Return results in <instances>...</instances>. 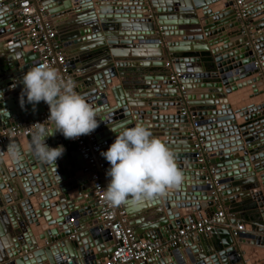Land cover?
<instances>
[{
    "label": "water",
    "instance_id": "1",
    "mask_svg": "<svg viewBox=\"0 0 264 264\" xmlns=\"http://www.w3.org/2000/svg\"><path fill=\"white\" fill-rule=\"evenodd\" d=\"M181 2H185L186 6L180 7L181 3L177 1L163 4L157 0H44L42 4L60 31H66L63 35L70 51V65L81 71L79 65L88 62L87 67L97 70L84 81L91 85L88 94L82 95L98 109L97 128L105 127L99 133L100 137L107 138L111 144L116 137L111 128H121L122 125L131 127L137 123L147 128L161 127L166 131L169 127L177 129L178 125H168L171 123L166 120L170 116H177L189 126L196 120L197 130L204 137V148L209 155L207 161L200 162L192 130L187 135L185 132L174 133L183 135V138L188 136L191 140L183 150L177 149L174 139L166 138L168 133H161L166 136L161 140L175 153L184 180L179 190H168L163 196L141 204L120 206L127 210L130 224L139 237L162 240L188 222L213 215L218 210V195L223 197L227 206L251 198L248 205L242 206L255 213L250 221L245 219L252 225L250 230L235 237L230 228L221 229V233L214 228L193 237L194 243L188 242L185 252L180 247L170 248L155 256L151 262L207 264V258L219 252L223 259L230 257L234 264H241L244 260L258 264L264 260L261 247L264 246V155H258L264 151V141H260L257 133L264 128V107L259 102H264V11L261 12L264 10V0H243L242 6L247 15L242 19L234 7L235 0ZM257 2L259 8L254 7ZM16 7L15 0H0V129L49 113L46 103L41 101L34 107L26 102L25 96L23 109H28L29 116L17 121L16 113L22 111V77L31 66L38 64V54L33 51L31 39L22 31ZM68 9L71 18L66 25H62L58 15ZM128 18L142 22L129 26ZM245 21L249 22L246 26ZM144 29L149 32H143ZM119 30V33L116 32ZM236 36H241V39L239 37L235 41ZM22 39L27 40L26 44ZM118 39L125 48L133 47L127 44V39L138 43L141 41L139 45L144 44L142 47L157 46L160 55L155 62L137 67V64L133 65L136 62L131 60L140 56L138 53L142 50H134L133 54L135 52L136 55H131L128 49L121 51L116 46ZM168 53L174 58L176 71L183 74V91L169 80L168 74H160L159 77L151 73L145 75L152 68L163 67V59ZM129 57L132 58L127 59ZM204 58L212 61L209 64L211 70L218 68L222 72L220 80L201 79L202 72L210 71L204 64ZM240 60L242 63H236ZM183 62L198 63L202 68L196 70V77L185 74L179 65ZM253 73H256L255 76ZM191 77H194L193 82H188ZM243 78L247 81L235 84ZM248 86V91L254 89L256 98L233 104V110L229 112L216 109L220 104L229 103L227 95ZM196 89L201 91L196 92ZM158 93H167V98L156 97ZM260 94L262 97H259ZM216 95L219 96L217 99ZM249 95L250 92L244 93L246 99ZM133 97L145 100H133ZM132 101L143 107L146 105L144 102H149L151 108L149 112L134 110L130 103ZM184 101L192 107L190 114L197 116L196 119L190 121L188 115L182 113ZM254 102L256 106L259 105L258 109L248 110L237 118L236 113L247 107L252 109L250 104ZM130 106H133V111L129 110ZM153 113L164 116L161 120L163 124L151 122L150 115ZM225 122H229L231 131L238 130L241 135L230 140L223 139L216 129ZM44 128L52 131V123ZM34 132L18 135L0 144V264L100 263L114 250L113 238L109 230H101L98 204L92 194L89 177L82 172L84 160L76 143L59 132L46 137L45 143L49 147L63 145L65 148L55 164H48L42 162L33 151ZM229 141L232 146L245 141L246 148L239 153H236V149L224 152L230 147ZM9 145L18 150V160L14 161L9 155ZM106 163L110 167L107 160ZM14 164L18 173L14 170ZM20 165L22 167L19 169ZM248 172L252 174L248 175ZM29 173H33L36 180L33 183L35 188L31 182L23 185L16 180L17 174ZM190 175L194 177L191 180ZM212 179L222 187L218 195L212 192ZM236 194L240 196L233 198ZM172 196L180 197L181 201L178 198L168 201ZM162 197H165V201ZM241 214L245 215L244 212ZM257 224L263 227L256 229ZM5 233L11 237L10 240L9 237L4 238ZM36 236L37 242H34ZM107 242L110 247L106 246ZM5 244H9V252ZM70 244L76 249L81 247V250L72 253ZM86 244H90V247L82 248ZM174 252L180 253L175 263Z\"/></svg>",
    "mask_w": 264,
    "mask_h": 264
},
{
    "label": "clouds",
    "instance_id": "2",
    "mask_svg": "<svg viewBox=\"0 0 264 264\" xmlns=\"http://www.w3.org/2000/svg\"><path fill=\"white\" fill-rule=\"evenodd\" d=\"M22 84V108L26 102L35 107L43 101L49 106L47 119L53 130L49 132L39 127L33 135V151L42 162L55 164L65 151L63 145L49 147L45 143L46 137L59 132L65 138L76 139L91 134L99 126L98 109L55 67L47 63L31 66L24 73ZM111 130L116 133L115 140L101 152L110 164L106 171L110 179L103 193V199L110 207L141 204L181 186L184 175L175 153L145 125H122ZM7 151L14 161L19 159L15 146L9 145Z\"/></svg>",
    "mask_w": 264,
    "mask_h": 264
},
{
    "label": "built area",
    "instance_id": "3",
    "mask_svg": "<svg viewBox=\"0 0 264 264\" xmlns=\"http://www.w3.org/2000/svg\"><path fill=\"white\" fill-rule=\"evenodd\" d=\"M16 14L22 30L31 39L33 51L38 54V64L47 63L60 73L66 79L71 80L76 87L74 77V68L68 61L66 53V39L59 40L58 29L49 18V12L42 4L41 0H15ZM243 0H235V7L240 18H245ZM171 65V66H170ZM173 63H165L166 68H171ZM170 75L182 91L184 86L181 84L183 74L181 72H171ZM169 75V76H170ZM183 114L191 115L184 107ZM48 112L42 113L36 119L22 122L7 129H0V144L12 140L18 135H28L39 127H44L51 122L47 119ZM192 119L195 117L191 116ZM96 128L89 135H82L76 139H71L77 145L84 160L82 172L89 177L91 191L98 204L101 218V230H109L113 238L114 250L97 264H153L151 261L155 256L162 254L170 248H177L184 244L189 238L197 234H203L212 231L220 219H224V224L230 228L232 234L238 237L247 231L246 224L243 222L231 223L228 218L234 213L227 212L224 209L217 210L213 215L202 217L198 220L188 222L175 230L169 237L162 240H150L139 237L134 227L130 224V216L124 207H110L103 199V193L106 189L109 177L106 171L109 165L101 155L110 146L107 138L100 137ZM194 137V135H193ZM205 142L204 137L200 136L196 143L199 152L197 157L199 161H204V154L201 147ZM214 180L211 184L213 194L218 195L221 191L220 185ZM220 198V195H218ZM218 198V197H217ZM219 198L216 202H218Z\"/></svg>",
    "mask_w": 264,
    "mask_h": 264
},
{
    "label": "crops",
    "instance_id": "4",
    "mask_svg": "<svg viewBox=\"0 0 264 264\" xmlns=\"http://www.w3.org/2000/svg\"><path fill=\"white\" fill-rule=\"evenodd\" d=\"M42 2L44 1V0H41ZM157 1H160V2H163V4L164 3H166L167 1L169 2V1H172L173 3L174 2H180L181 3V5H180V7H183V6H186V3L185 2H181L182 0H157ZM246 1H244V3H245ZM255 6L254 7H256V6H258L257 8H259V2H257V3H255L254 4ZM74 7H78V6H76V5H73ZM235 7V6H234ZM264 10H262L261 12H263ZM69 9L68 10H65V11H62V13L60 12V14L58 15L59 16V18H60V23L62 24V25H66L67 23H68V21L70 20V16H69ZM260 12V13H261ZM259 13V14H260ZM61 14H64L63 16H61ZM61 16V17H60ZM242 19V18H241ZM53 22L55 23V25H56V27H57V23H56V21L55 20H53ZM142 21H137V20H135L134 21V19H127V23L128 24H130L129 26H131V25H139L140 23H141ZM125 25H126V23L125 22H123ZM249 24V22L248 21H245L244 22V25L246 26V25H248ZM57 29H58V32H59V40H65L66 39V36H64L63 34L66 32L65 30H61L60 31V29H59V27H57ZM121 30V29H120ZM120 30L119 31H116V32H120ZM123 30V29H122ZM121 30V31H122ZM23 31V30H22ZM64 32V33H63ZM143 32H145V33H148L149 32V30H146L145 31V29H144V31ZM135 34H137V33H135ZM125 36V35H124ZM240 37V39H241V36H236V39H235V41L237 40V38H239ZM163 38V37H162ZM26 39V38H25ZM25 39H22V42H24V44H26V42H27V40H25ZM119 40V39H118ZM117 40V43H118V45H116L117 46V48H119V49H121V51L122 50H129L128 52H132L131 53V55H136L137 53H135L134 52V54H133V51L134 50H142V51H140L139 53H138V55H140V56H137L136 57V59H133V60H131V61H134V62H136V63H134L133 65H136L137 67H142L143 65H145L147 62H155L156 61V59H158L157 57L160 55V52H159V47H157V46H153V47H142V46H144V44L143 45H139V43L141 42V41H139V43L138 42H135L134 40H130V39H127V40H125L126 42H127V44H130L129 46H133L132 48H125L124 47V44H122L121 42V40H119L118 41ZM158 45V44H157ZM66 48V53H67V56H68V58H69V54H70V51H68L67 50V47H65ZM203 56H206V53H203L202 54ZM124 57V56H123ZM130 58H132V57H129V58H127V59H130ZM168 59L169 60H173L174 58H171V57H169V55H168ZM163 60H166V58H164ZM236 61V60H235ZM166 62V61H165ZM211 62L212 61H210V59H208V58H204V64H205V66L207 67V69L208 70H210V71H206V72H202L201 73V76H202V78L201 79H205V80H208V81H218V80H220V77H221V74H222V72L217 68V70H211L210 68H209V64H211ZM239 62H241L242 63V61L240 60V61H237L236 63H239ZM236 63H230L231 65H234V64H236ZM90 63H88V62H84V63H81L80 65H79V68H81V71L78 69V68H74V70H73V72H74V77H75V79H76V87H75V90L78 92V93H80L81 95L82 94H84V95H87L88 94V89L90 88V85L91 84H89V82H87V83H84V81H86L88 78H91L92 77V75H93V73H97V70H96V68H91V67H87L88 65H89ZM175 65V66H174ZM180 66H181V70H183L184 71V73L185 74H192L193 76H195L196 77V70L197 69H199V68H202V66H200L198 63H196V64H193V63H191V62H183V63H181V64H179ZM202 65V64H201ZM231 65H229L228 64V66H231ZM227 66V65H226ZM224 67V66H223ZM79 70V71H78ZM131 72V71H130ZM171 72H177L176 71V64L175 63H173V66L169 69V68H166L165 67V65L163 66V67H160V68H158V69H154V68H152V70L151 71H149V72H146L145 73V75H147V76H149L148 75V73H151V74H156V76L155 77H159L160 76V74H168V75H170V73ZM255 74L256 73H253V76H255ZM193 78L194 77H191L189 80H188V82L189 81H191V82H193ZM250 78H252V77H250ZM240 81H247V79L246 78H243V79H240V80H238V81H236L235 82V84H238ZM190 82V83H191ZM252 87H253V85H251ZM159 87V86H158ZM158 87H154V88H158ZM251 87V88H252ZM161 88V87H160ZM250 88V86H248L247 88H243V89H238V90H236V91H234V92H232L231 94H229V95H227V97H228V99H229V103H227V104H220L219 106H218V108H216L217 110H224L225 112H229V110L231 111V110H233V108H232V106H234L233 104H238V103H240V102H243L244 100H251V99H253V98H256V94L254 93V89L253 90H251V91H248V89ZM157 90H159V91H165V89H157ZM225 90V89H224ZM124 91H126V89L124 90ZM196 92L197 91H201L200 89H196L195 90ZM224 92V91H223ZM245 92H250V95L247 97V99H246V97L244 96V93ZM217 93V92H216ZM166 94L167 93H158V94H156V97H159V98H167L166 97ZM213 94V93H212ZM211 94V95H212ZM83 95V96H84ZM196 96H201V94H197ZM127 97V96H126ZM183 97V96H182ZM219 96L218 95H216V97H215V99H217ZM259 97H262V95L260 94V96ZM169 98V97H168ZM145 100V98H142V97H133V100ZM259 102H261L260 103V106L262 105L263 107H264V102L262 101V100H260ZM130 103H132V105L134 106V110L135 109H144L146 112H149V110H150V108H151V104H149V102H144V103H146V105L143 107V106H141L139 103L137 104V103H134V101H132V102H130ZM184 104H185V107L187 108V110H188V112L190 113L193 109H192V107H190L185 101H184ZM255 104H257L256 102H254V103H252V104H250L251 106H256ZM133 106H130V108H129V110L130 111H133ZM259 106V105H258ZM258 106H256V107H253L252 109H250V107H247V106H245V107H247L245 110H243L242 112H238V113H236V116H237V118H241L248 110H256V109H258ZM261 106V107H262ZM188 114V113H187ZM208 115H209V113H207ZM29 116V112H28V109H23L22 108V111L21 112H18V113H16V117H17V121H18V119H20V118H25V117H28ZM192 115H188V117H189V120L190 121H192L193 119H192V117H191ZM211 116H213V115H211ZM150 118H151V122H153V124H163V123H161V122H163V121H161L162 120V118H164V116L162 115V114H160V113H153L152 115H150ZM166 121H168V123H171V124H168L169 126L170 125H178L179 127L177 128V129H173V128H171V127H169V130L168 131H166L164 128H148L151 132H152V134H153V136H156V137H159L160 139L162 138V137H166V136H164V135H162L161 133L163 132V131H165L166 133H168L169 135H168V137H166V138H169V139H174V141H175V143H176V145H178V147H177V149H179V150H183V149H185V147H187V142H191V140L188 138V136H186L185 138H183V135L181 136V135H179V136H177V135H174V133H176V134H183L184 132L186 133V135H187V132L189 131V130H192L193 129V127L191 128V126H189V125H187V123H185V121L184 120H181V119H178L177 118V116H170V119H168V120H166ZM165 121V122H166ZM160 122V123H159ZM151 124V123H150ZM209 125V124H208ZM45 127V126H44ZM263 126L261 125V128H262ZM103 130H105V127L104 128H99L98 129V132H100V131H103ZM196 132V135H199V136H202V133L200 132V131H198L197 129H193V132ZM216 132L217 133H220L221 135H222V138L223 139H227V140H230V139H232V138H234V137H237V136H239V135H241L240 133H239V131L238 130H233V131H231L230 129H229V122L227 123V122H225V124L224 125H222L221 127H218L217 129H216ZM258 134H259V139H260V141L262 142V141H264V128H262V130H261V132H257ZM200 138V137H199ZM212 139H214V138H212ZM193 142V141H192ZM230 142V141H229ZM232 143L230 142L229 143V145H230V147L229 148H226V149H224V152H227V151H230V150H232V149H236V153H239V151L240 150H244L245 148H246V143H245V141H243V142H241V144H239V145H235V146H232L231 145ZM217 150V149H216ZM202 152H203V154H204V160H206L207 161V157H208V155H209V153L206 151V149L205 148H203V150H202ZM218 152V151H217ZM260 154V156H262V155H264V151H262V152H260V153H258V155ZM259 159H262V157L261 158H259ZM17 167V165L16 164H14V170H15V168ZM22 166L20 165V166H18V168L20 169ZM27 168V167H26ZM245 168H248V167H245ZM206 169H207V167H206ZM16 171V170H15ZM207 171H208V169H207ZM19 171L17 170L16 171V173H18ZM189 173H191L190 171H189ZM249 174H252V172H248V175ZM188 177V176H187ZM186 177V178H187ZM191 178H194V177H192V175H190V180H191ZM16 180H18L19 182H21L23 185H25V183L26 182H31L32 183V185H33V183L36 181L35 180V178H34V176H33V173H29L28 175H19L18 176V174L16 175ZM214 181V179H212V182ZM34 186V185H33ZM34 188H35V186H34ZM181 188V186L178 188V190ZM220 188H222L221 187V185H220ZM222 190V189H221ZM38 192H41V191H38ZM36 193H34V195H35ZM235 196H240V194H236V195H233V198L235 197ZM176 198H178V200H180L181 201V198L180 197H177V196H172V197H169L167 200L168 201H176L175 199ZM162 199H163V201H165L164 199H165V197H162ZM186 200H188V199H186ZM250 201H251V198H246V199H244L241 203H238V202H236V203H234V204H232V205H230V206H227V205H225V202H224V199H223V197L222 196H220V198H219V200H218V202H216V205H217V208H218V210H221V209H224V210H226L227 212H232V213H234V215L232 216V217H229L228 218V220L232 223V221H237V222H243V223H245L246 224V227H247V230H250L251 228H252V225L247 221V220H251L252 219V215H255V213L254 212H252L250 209H248V210H245V209H243L242 208V206H246V205H248V203H250ZM188 202V201H187ZM194 202V201H193ZM197 202V201H196ZM164 210V212H166V209L164 208L163 209ZM242 212H244L245 213V215H242L241 213ZM166 214H167V212H166ZM245 219H247V220H245ZM263 226H261L260 224H257L256 225V229H260V228H262ZM215 228H217V231L219 232V233H221V229H227V227L225 226V224H224V219H220L219 220V222L217 223V225L215 226ZM198 235H200V234H197V235H195V236H192L191 238H189L184 244H182L181 246H179L180 248L179 249H181V250H183L184 252H185V247H186V245H188V242H191V243H194V241L192 240V238L193 237H196V236H198ZM7 237H9L8 235H7V233H5V235H4V238H7ZM72 238V237H71ZM11 239V237H9V240ZM72 240H73V238H72ZM5 241H6V239H5ZM5 241H3V243L5 242ZM33 241L34 242H37V236H36V238H34L33 239ZM32 241V242H33ZM39 241V240H38ZM67 241L69 242V243H71V240L70 239H67ZM39 243V242H38ZM11 245V244H10ZM195 245H197L198 246V243H195ZM106 246L107 247H110L111 245H110V243L109 242H107L106 243ZM87 247H90V244H86L85 246H83L82 248H84V249H86ZM262 247V250H264V246H261ZM261 247H259V248H261ZM5 248H6V250L9 252L11 249H10V246H9V244H5ZM12 248V247H11ZM70 248L72 249V253L73 252H75V251H80L81 249V247H78L77 249L73 246V245H71L70 244ZM57 253H61L62 254V252H57ZM22 254H24V253H22ZM62 256V255H61ZM170 258V257H169ZM174 263L175 262H177L176 260H179V258H180V253L179 252H174ZM172 258V259H173ZM186 258H188V256L186 255ZM171 259V260H172ZM173 261V260H172ZM206 262H207V264H234L233 263V261H230V257H227L226 256V258L225 259H223L221 256H220V253L219 252H217V253H215L214 255H211L210 257H208L207 258V260H206ZM241 264H251L249 261H243ZM258 264H264V260H260L259 262H258Z\"/></svg>",
    "mask_w": 264,
    "mask_h": 264
},
{
    "label": "bare ground",
    "instance_id": "5",
    "mask_svg": "<svg viewBox=\"0 0 264 264\" xmlns=\"http://www.w3.org/2000/svg\"><path fill=\"white\" fill-rule=\"evenodd\" d=\"M61 13H62V12H61ZM63 15H64V14H61V16H63ZM61 16H60V17H61ZM168 55H169V53H168ZM168 55H167L165 61L168 62V63H170V64H171V63H174V59H173V60H169V59H168ZM169 57H170V55H169ZM171 58H172V57H171ZM166 62H165V63H166ZM169 80H170L171 82L175 83V82L173 81L171 75H170ZM114 82H115V81H112V83H114ZM253 107H256V106H253ZM184 110H185V108H184ZM182 112H183V111H182ZM186 115H188V114L186 113ZM194 116H195V115H194ZM196 117H197V116H195V119H196ZM192 127H193V129H198V128L196 127V120L192 122V126H191V128H192ZM193 129H192V131H193ZM193 135H194V141L197 142V141L199 140V137H200V136H199V135H196V132H195V131L193 132ZM204 144H205V142H203V144H202V146H201L202 148H204Z\"/></svg>",
    "mask_w": 264,
    "mask_h": 264
},
{
    "label": "rangeland",
    "instance_id": "6",
    "mask_svg": "<svg viewBox=\"0 0 264 264\" xmlns=\"http://www.w3.org/2000/svg\"><path fill=\"white\" fill-rule=\"evenodd\" d=\"M172 64V63H171ZM171 66V65H170Z\"/></svg>",
    "mask_w": 264,
    "mask_h": 264
}]
</instances>
